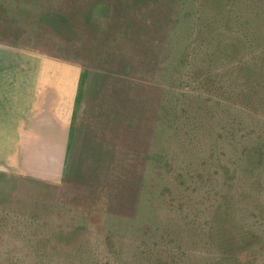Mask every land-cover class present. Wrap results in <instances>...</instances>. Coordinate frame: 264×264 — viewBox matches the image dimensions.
<instances>
[{"label": "rangeland", "instance_id": "1", "mask_svg": "<svg viewBox=\"0 0 264 264\" xmlns=\"http://www.w3.org/2000/svg\"><path fill=\"white\" fill-rule=\"evenodd\" d=\"M39 57L78 90L56 143L0 100V264H264V0H0V83Z\"/></svg>", "mask_w": 264, "mask_h": 264}, {"label": "crops", "instance_id": "2", "mask_svg": "<svg viewBox=\"0 0 264 264\" xmlns=\"http://www.w3.org/2000/svg\"><path fill=\"white\" fill-rule=\"evenodd\" d=\"M38 59L44 64L49 61L54 66L34 69L33 72L38 74L34 82L30 76L28 77L29 74L32 75L30 68H22L20 73H14L17 69H11L10 75L17 78L10 77L11 79L1 81L0 100L10 101L11 105L6 104L5 106L15 108L11 111L9 119L11 135L24 133L25 129L27 132L29 122H32L33 138L51 140L56 143V140L66 139L68 135L78 80L76 81L75 78L67 84H60L61 73L58 64L56 66V62L46 58L39 57ZM70 68H72L71 73H76V67ZM52 150L54 155L60 153V148L57 150L53 147ZM47 152L36 151L38 156H45Z\"/></svg>", "mask_w": 264, "mask_h": 264}]
</instances>
